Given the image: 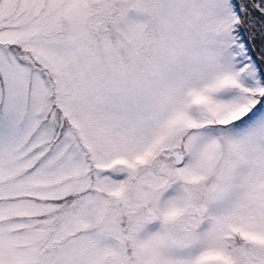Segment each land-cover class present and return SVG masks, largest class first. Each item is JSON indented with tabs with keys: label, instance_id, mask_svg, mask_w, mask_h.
<instances>
[{
	"label": "snow or ice",
	"instance_id": "obj_1",
	"mask_svg": "<svg viewBox=\"0 0 264 264\" xmlns=\"http://www.w3.org/2000/svg\"><path fill=\"white\" fill-rule=\"evenodd\" d=\"M0 264H264V0H0Z\"/></svg>",
	"mask_w": 264,
	"mask_h": 264
}]
</instances>
